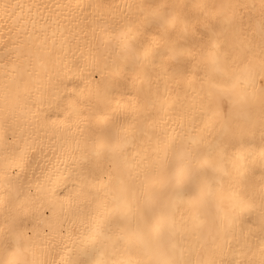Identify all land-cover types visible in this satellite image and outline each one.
Returning a JSON list of instances; mask_svg holds the SVG:
<instances>
[{"label": "bare ground", "instance_id": "obj_1", "mask_svg": "<svg viewBox=\"0 0 264 264\" xmlns=\"http://www.w3.org/2000/svg\"><path fill=\"white\" fill-rule=\"evenodd\" d=\"M262 89L264 0H0V264H264Z\"/></svg>", "mask_w": 264, "mask_h": 264}, {"label": "snow or ice", "instance_id": "obj_2", "mask_svg": "<svg viewBox=\"0 0 264 264\" xmlns=\"http://www.w3.org/2000/svg\"><path fill=\"white\" fill-rule=\"evenodd\" d=\"M177 24V18L175 17H169L167 15L165 16H160V15H154L153 18L150 20L149 24H148V28H151L153 26L159 27L161 29H164L165 32L164 34L160 37V39L163 41V44H159L157 45V47L155 48H148L145 47L144 50V55H143V59L146 61L151 62L152 60H154L155 58L159 57V58H163L167 55L170 54V52L172 54H175V48L177 46H179V39H180V34H177L176 36H173L171 34H169L167 32V29L169 26H171L173 28V30L175 31V27ZM187 33V25L185 24V28H184V35H186ZM217 32L213 29V28H209L208 29V36H209V40L212 42V46L214 48L217 49L216 52L210 53L211 59H212V63L213 65H218L219 63L223 62H227V56L228 53H220L219 52V45L215 43V40L217 38ZM141 36V33H137L136 37H133L132 39L135 40H139ZM127 39V37H126ZM111 46L110 43L108 45H106V47ZM129 56H132L133 62L134 64H138L141 62V58L138 56L134 55V49H132V45L131 44H126L124 45V52L121 54V58L127 59ZM245 83L249 86V87H254V80L251 78V74H248V78L245 80ZM261 91H264V89H262ZM152 100L151 98L146 97V104L148 106V108L150 109L152 106ZM153 119V116L151 114L150 111H146L144 114V120L145 121H150ZM241 143L243 142V136L241 133ZM109 151L110 152H115L120 145L118 143H114V144H110L109 146ZM212 150L210 149V152ZM221 154H224V149H221ZM262 158H264V152L261 153ZM213 172L217 171L216 169H212ZM203 180L205 183H207L210 187L211 185V181L208 177V173L207 171H205L203 173ZM211 194V193H209ZM174 195H175V199L176 201H182L185 198L189 199L190 201H195V202H200V192L199 189H191L188 188L187 186H185L183 184L182 181L177 180L176 183V188L174 189ZM164 212L162 213L161 218L163 220H165L166 222H168V212L172 211H178V208L176 207L175 203H173L171 206H169L168 204H165L164 206ZM169 228L171 227V224L169 222L168 224ZM156 226H154L155 228ZM156 230L159 232L161 238H164L167 233L161 231L159 228H156ZM31 239V238H29ZM88 247H91L92 251H88ZM103 245H100V247H97V243L96 241L92 240L90 242V244L86 243L85 248L81 250V254L83 255L84 259L83 260H74L71 262V264H107V262L105 261V259L103 258ZM95 252H99V255H94ZM45 264H50V262H45ZM167 264H176V262H167ZM180 264H200L199 261L196 262H192V261H188V262H183L181 261Z\"/></svg>", "mask_w": 264, "mask_h": 264}]
</instances>
